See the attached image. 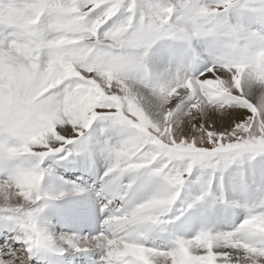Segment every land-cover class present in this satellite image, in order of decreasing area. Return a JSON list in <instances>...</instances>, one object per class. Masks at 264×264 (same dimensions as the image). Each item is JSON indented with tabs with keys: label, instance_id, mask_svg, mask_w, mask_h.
Masks as SVG:
<instances>
[{
	"label": "snow or ice",
	"instance_id": "6c2138e0",
	"mask_svg": "<svg viewBox=\"0 0 264 264\" xmlns=\"http://www.w3.org/2000/svg\"><path fill=\"white\" fill-rule=\"evenodd\" d=\"M76 257L264 264V0H0V264Z\"/></svg>",
	"mask_w": 264,
	"mask_h": 264
},
{
	"label": "rangeland",
	"instance_id": "374dc122",
	"mask_svg": "<svg viewBox=\"0 0 264 264\" xmlns=\"http://www.w3.org/2000/svg\"><path fill=\"white\" fill-rule=\"evenodd\" d=\"M97 163L98 162H95L94 166L96 170L98 171ZM46 164L51 165L54 168V171L57 173V175H62L64 177V174H65L66 178L64 179L69 180V181L76 180L78 177H80L85 183H91L92 180L95 179V176L91 174L90 172V162L87 159H81L77 163L73 165H69V166H59V165L53 164L51 161L46 162ZM67 170L68 171L72 170L73 174L69 175L65 173L64 171H67ZM63 172L64 174H62Z\"/></svg>",
	"mask_w": 264,
	"mask_h": 264
},
{
	"label": "bare ground",
	"instance_id": "6f19581e",
	"mask_svg": "<svg viewBox=\"0 0 264 264\" xmlns=\"http://www.w3.org/2000/svg\"><path fill=\"white\" fill-rule=\"evenodd\" d=\"M95 162H98L97 163V166H98V171H100V172H102V170H103V167H104V160H103V158H97L96 160H95ZM58 172V171H57ZM65 173H67V174H73L72 173V170H70V171H64ZM64 172L62 173V174H64ZM68 175V176H69ZM64 178H66V176H65V174H64ZM78 179H80V177H78L76 180H78ZM60 229V226L59 225H56V230L58 231ZM80 259H82V257H78V258H76V264H78V262H79V260Z\"/></svg>",
	"mask_w": 264,
	"mask_h": 264
}]
</instances>
